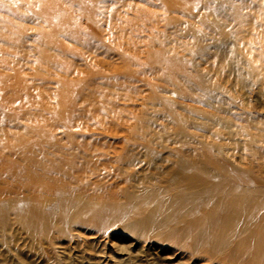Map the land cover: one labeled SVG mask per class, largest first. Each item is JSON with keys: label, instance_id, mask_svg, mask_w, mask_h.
<instances>
[{"label": "bare ground", "instance_id": "bare-ground-1", "mask_svg": "<svg viewBox=\"0 0 264 264\" xmlns=\"http://www.w3.org/2000/svg\"><path fill=\"white\" fill-rule=\"evenodd\" d=\"M226 13L245 14L236 0H0V264H264V115L247 97L264 65L231 71L234 109L184 54L232 33ZM130 15L146 39L117 26ZM167 26L180 44L159 40Z\"/></svg>", "mask_w": 264, "mask_h": 264}, {"label": "rangeland", "instance_id": "rangeland-1", "mask_svg": "<svg viewBox=\"0 0 264 264\" xmlns=\"http://www.w3.org/2000/svg\"><path fill=\"white\" fill-rule=\"evenodd\" d=\"M236 2L240 3L242 12L245 13L241 22L237 23L228 13L223 18V29H227L232 33L225 35L221 42L211 43L210 47L202 52L188 54L185 51L184 53L192 60L191 63L196 68L194 72L202 74L205 77L204 83H206V87L212 88L214 90L212 92L216 93L217 96L226 98L227 106L234 107V109L236 106H240L239 102L244 90L240 88L239 80L235 78V75L231 71L236 68L239 74H243L244 77L249 78V72L253 70L251 64L264 65V0H236ZM259 23H261V26ZM144 24H149L147 20H144V16L135 18L133 15H130L129 19L123 23L118 22L117 26L131 28L128 31L133 33V38L142 37L141 39L144 40V38L146 39V36H144ZM112 31L113 26L109 24V32L112 33ZM229 35H233V37L228 38L227 36ZM176 37H178L176 32L167 26L165 32L160 33L159 40L161 39L163 43L166 42L168 45L180 44V37ZM114 42H116V39L109 40L111 44ZM97 51L96 53H99V55L108 54L110 56L106 52L107 49L105 47L99 48ZM141 59L143 60L144 57ZM142 65H144V62ZM259 90L260 93H264V87L255 88L247 92V97L252 104L251 109L255 108L254 110L264 115V103L255 101ZM197 92L200 93V90L198 89ZM149 111L154 112L153 109H149ZM133 114H137L138 117H142L143 115L148 117V113L145 114L144 111L138 112L135 110ZM168 125L170 127L174 126L172 123H168ZM108 232L117 233V231L109 230ZM111 238L112 246L127 248V241L123 238L117 235H113ZM70 264L88 263L85 260H73Z\"/></svg>", "mask_w": 264, "mask_h": 264}]
</instances>
